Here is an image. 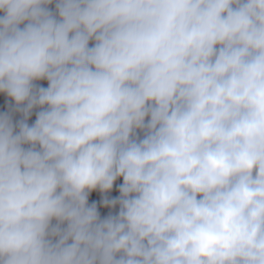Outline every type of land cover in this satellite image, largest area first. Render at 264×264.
I'll return each mask as SVG.
<instances>
[{"label": "clouds", "instance_id": "9594fccd", "mask_svg": "<svg viewBox=\"0 0 264 264\" xmlns=\"http://www.w3.org/2000/svg\"><path fill=\"white\" fill-rule=\"evenodd\" d=\"M0 94V264H264V0H0Z\"/></svg>", "mask_w": 264, "mask_h": 264}, {"label": "trees", "instance_id": "16d2710c", "mask_svg": "<svg viewBox=\"0 0 264 264\" xmlns=\"http://www.w3.org/2000/svg\"><path fill=\"white\" fill-rule=\"evenodd\" d=\"M41 86L47 87L46 82H41ZM8 104H9V102L6 100V98L2 94H0V109L3 111V113L7 110ZM35 118H36V114L34 112L32 117L28 121L29 125H31L35 122ZM14 119H19V117H16ZM109 197L114 198V189L109 194ZM100 199H101V195L98 192H93L89 196L90 203H93V202L97 203L98 211L101 215V218H103L108 214V209L100 207V205H99ZM113 211L115 212L116 210H113Z\"/></svg>", "mask_w": 264, "mask_h": 264}]
</instances>
